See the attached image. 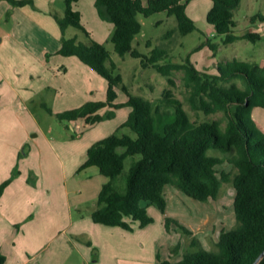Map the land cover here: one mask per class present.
Instances as JSON below:
<instances>
[{"label": "trees", "instance_id": "1", "mask_svg": "<svg viewBox=\"0 0 264 264\" xmlns=\"http://www.w3.org/2000/svg\"><path fill=\"white\" fill-rule=\"evenodd\" d=\"M22 6L33 0H10ZM79 0H65V11H52L61 34L62 55L77 56L108 81L107 99L88 100L74 109L57 112L61 120L75 121L84 118L94 125L105 118H113L122 104L117 103L119 87L128 91L127 103L131 113L120 128L129 126L136 132H116L95 141L84 152L80 169L97 166L108 176L98 195V203L91 214L93 220L107 225H120L133 229L129 219L141 225L153 221L147 213L148 206L155 203L163 212L167 210L165 187L173 184L193 198L209 200L218 198L223 183L230 182L236 188L234 207L236 224L230 230H222L217 240L218 249L204 248L194 238V251H188L177 261L159 256L158 264H253L264 251V128L254 121V110L264 107V63L224 60L218 63V71L211 73L200 69L191 59L183 62H164L169 54L165 47H156L151 55H144L133 46L134 37L142 30L140 15L150 16L167 11L175 16L177 28L183 34L195 31L198 26L190 16L187 5L190 0H96L102 18L115 25L111 40L116 50L125 55L142 57L144 65H152L167 77L168 85L163 95L154 103L141 95H132L123 82L122 73L116 72L117 64L111 59V51L102 42L90 37L84 42L77 35L67 36L70 26L78 27L91 36L82 21V12L74 5ZM241 0H213L207 13V21L219 34H226L225 42L232 43L245 37L261 39L259 31H247L236 35V10ZM264 14H256L252 21ZM173 31H171L172 33ZM216 48V45H211ZM176 70H183V82L190 95L187 100L197 112L212 114L224 111L227 117L225 130L218 118L192 119L185 103L176 96L173 78ZM1 104V100H0ZM110 106L106 112L102 109ZM213 148L229 153L222 157L210 154ZM141 154L127 173V189L121 191L114 179L124 170L127 156ZM232 164L237 172L219 170L223 163ZM234 174V175H233ZM13 178L0 183V198ZM144 201L147 204H144ZM170 222V218H167ZM167 222V224H168ZM185 232L191 230L185 227ZM180 250L177 244L173 253ZM7 255L0 249V264H6ZM264 264V258L259 262Z\"/></svg>", "mask_w": 264, "mask_h": 264}, {"label": "rangeland", "instance_id": "2", "mask_svg": "<svg viewBox=\"0 0 264 264\" xmlns=\"http://www.w3.org/2000/svg\"><path fill=\"white\" fill-rule=\"evenodd\" d=\"M212 3L213 0H190L188 2V12L196 21L198 28L187 34L175 30L177 20L175 16H170L167 11L155 12L150 16L140 15L142 30L134 37L133 46L144 55H151L152 50L156 47H165L169 54L161 60L162 63L168 61L183 62L189 57L200 69L208 70L211 73H216L218 63L224 60L237 59L248 63L263 64L264 19L259 17L255 21L251 19L256 14H264V0H241L236 10L235 20L237 24L233 29V33L236 35L242 36L247 31H259L263 37L256 41L242 37L232 43L225 42L226 34L217 33L214 26L209 24L206 19ZM77 4L75 7H82L84 11L83 23L91 31V36L87 35L83 29L73 26L68 28L66 35L76 34L84 42H89L90 37L97 41L100 40L99 42L104 43L111 51V59L117 64L116 72L122 73L123 82L127 84L130 93L144 96L154 103H158V99L163 95L164 89L168 85L165 74L152 65H144L143 56L134 57L131 53L122 55L116 50L111 40L115 25L111 20L100 16L95 2L81 0ZM51 6L61 12L65 11L64 0H53ZM171 31L173 32L171 33ZM53 41V39H49L50 43ZM211 45L217 47L213 48ZM12 64L17 67V63L13 62ZM51 64L56 68L50 72L52 76L58 72V75L69 79L68 85L63 87L59 95L55 94L54 99V104L58 102V104L68 107L63 111L77 108L86 100L102 101L107 99L108 81L91 67L94 76L93 78L88 76L87 81L84 82L87 88L84 89L81 81H78L80 74L74 68L65 71L62 67L55 65V59ZM4 68L7 72L11 71L7 65ZM34 70L31 72L32 78L28 84L36 82V86L40 87L38 84L42 85V82L50 76L49 72H41L40 66H36ZM183 76V70L174 72L175 85L173 89L176 96L185 103L192 119L218 118L222 121V129L225 130L227 117L224 111L209 117L203 112L196 116L197 112L191 108L187 100L190 92L183 82ZM118 90L116 102L122 106L117 109L116 115L111 119L105 118L94 126L87 125L86 121H83L82 136V132H77L73 128L71 121L61 120L57 117V112L52 107L51 96L47 95L46 92L44 94L41 92L34 97L31 96L32 99H36L30 104L31 112L37 119V124H41L43 133L48 136L51 143L53 140L63 141L75 137L76 146L81 145L84 148L88 143L91 146L98 139L110 135L118 129V133L126 132L135 137L136 132L129 126L120 128L128 114L131 113L132 107L127 103L128 91L122 86ZM43 99L47 101L46 106L38 103ZM109 108L110 106L103 108L102 112H106ZM253 118L258 127L264 128V107H257L254 110ZM12 123L14 124L12 132L17 130L20 123L24 124L20 125L24 130L35 128L32 120H22L21 117L14 118ZM41 143L44 144V151L51 150L52 147L48 141ZM22 149H20L18 156L10 158L13 169L8 178L11 177L14 180L16 178L18 180L27 179L30 180L31 185L35 186L37 175L33 170L30 169L31 171H29V162L24 159L27 155L22 156L20 154ZM60 151L63 152L61 147ZM76 151V148L72 153L69 151L66 160V171L73 172L68 182L69 187L72 190L78 187V193H72L71 201L75 204L71 209L68 208L64 211L65 208L61 205L63 201L58 200V207L52 215L54 222L50 226L38 227L35 231L23 227V223L14 225L13 220L17 218L16 215H10L11 225L5 217H0V247L7 253L11 262L23 264V260L28 257L33 258L34 255L36 256L33 258L32 264H158L159 256L162 259L172 258L173 261H177L183 257L184 253L196 249L192 245L194 238H198L206 249H218L217 240L222 230H230L236 224L234 207L236 188L232 181L223 183L218 198H210L207 201L193 198L177 186L168 184L165 187L167 210L163 212L157 204H150L147 213L153 218V221L148 225H141L138 220L129 218L128 221L131 222L133 229L95 222L91 212L96 208L99 192L103 184L107 180L109 181V178L102 174L97 166L80 169L83 159L81 160L79 156L74 155ZM50 152L51 155L49 152H44V158L51 159L54 157V160L59 162L60 160L55 158L53 152ZM209 153L220 155L225 159L230 155L216 148L211 149ZM140 157L141 154L126 157L124 170L114 179L117 189L121 191L127 189V173L130 172L131 167ZM45 166L47 165L45 164ZM22 168L28 169L27 174L26 171L21 174ZM222 169L232 170L233 173L237 172V168L227 162L219 165V170ZM21 188L18 186L16 189L20 191ZM44 197L45 195L41 193L38 199L41 201ZM144 204L147 202L144 201ZM37 208L38 206L30 205L24 209L20 208L17 211L18 217L21 218L23 212L26 215L34 213V216L46 214L43 211H38ZM167 218H170V222L167 221ZM183 225L190 229L191 233L185 232ZM40 238L41 241L37 242ZM177 244H180V250L173 253L171 250ZM17 260L20 261L16 262Z\"/></svg>", "mask_w": 264, "mask_h": 264}, {"label": "crops", "instance_id": "3", "mask_svg": "<svg viewBox=\"0 0 264 264\" xmlns=\"http://www.w3.org/2000/svg\"><path fill=\"white\" fill-rule=\"evenodd\" d=\"M80 1L76 2L74 7ZM92 1L96 2V0ZM51 4H53V0H33V2L25 5L16 6L10 0H0V183L11 174L13 164L10 158L18 156L22 146L24 148L20 154L22 156L27 155L24 159L29 162L28 169L29 171L33 170L37 175L35 186L30 184V180H18L16 178L5 188L0 198V217H5L11 225L10 215H16L17 218L13 220L14 225L23 223V227L25 226L33 231L38 227L50 226L54 222L52 215L58 207V200L63 201L61 205L65 208L64 211L73 207L75 203L71 201L72 193L77 194L78 187H75L74 190L69 187L68 182L73 172L66 171L67 153L69 151L72 153L76 148L77 151L74 155L79 156L84 161L83 154L90 147V143L84 148L81 145L76 146L77 140L75 137L63 141L53 140L51 143L48 136L43 133L44 130L41 128V124H37V119L31 112L30 104L36 100L32 99L31 96H37L41 92H43L42 94L46 92L47 95L51 96L52 107L55 112H61L68 108L58 104V102L54 104L55 94L59 95L63 87L69 83V79L58 75L56 70L54 76L50 74L51 71L56 69L51 64L54 59L55 65L62 67L65 71L74 68L80 74L78 75V81H81L84 89L87 88L84 82L87 81L88 76L91 78L94 76L90 66L77 56L60 54L62 30L52 11L63 12L55 9ZM75 9L80 10L84 15L82 7L77 6ZM49 39L54 41L50 43ZM13 62L17 63V67L12 64ZM6 65L10 67V72L5 70L4 66ZM36 66L41 67V72L47 71L50 75L42 82V85L38 84L40 87L36 86V82L28 84L32 78L31 72L35 71ZM38 103L46 106L47 101L43 99ZM19 117L22 120H32L35 128L24 130L20 126L24 124L20 123L17 130L12 132L14 130L12 120ZM83 121H85L84 118L71 121L73 128L77 132H82L81 136L83 134ZM42 141L49 142L52 147L50 151L53 152L56 159L60 160L59 162L55 161L54 157L51 159L44 158V152H49L50 155L51 152L44 151ZM28 143L29 145H27ZM57 143L60 145L58 146ZM60 147L63 152L60 151ZM28 169L24 170L22 168L20 170L21 174L24 171L27 174ZM18 186L22 187L20 191L16 189ZM41 193L45 197L40 201L38 197ZM27 205L38 206V211H43L46 214L34 216V213L26 215L23 212V216L18 217L17 211L20 208L24 209ZM40 241L41 238L37 240V242ZM0 249L3 251L2 247ZM3 252L5 253V251ZM5 254L7 255V253ZM7 257L6 264H16L10 261L8 255ZM33 258L28 257L23 260V264H32ZM18 261L20 260L16 262Z\"/></svg>", "mask_w": 264, "mask_h": 264}, {"label": "water", "instance_id": "4", "mask_svg": "<svg viewBox=\"0 0 264 264\" xmlns=\"http://www.w3.org/2000/svg\"><path fill=\"white\" fill-rule=\"evenodd\" d=\"M264 258V251L259 253L253 264H259V262Z\"/></svg>", "mask_w": 264, "mask_h": 264}]
</instances>
